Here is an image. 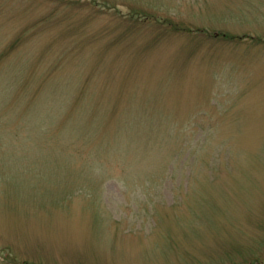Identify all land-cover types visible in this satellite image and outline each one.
Segmentation results:
<instances>
[{
    "label": "rangeland",
    "instance_id": "374dc122",
    "mask_svg": "<svg viewBox=\"0 0 264 264\" xmlns=\"http://www.w3.org/2000/svg\"><path fill=\"white\" fill-rule=\"evenodd\" d=\"M0 264H264V0H0Z\"/></svg>",
    "mask_w": 264,
    "mask_h": 264
},
{
    "label": "trees",
    "instance_id": "16d2710c",
    "mask_svg": "<svg viewBox=\"0 0 264 264\" xmlns=\"http://www.w3.org/2000/svg\"><path fill=\"white\" fill-rule=\"evenodd\" d=\"M125 126L126 133L124 134V137L121 141H123V148L124 151L127 154H130L132 157V160L135 158H139L140 160H152L154 162H164L169 163L171 161L175 160H181L183 158V153L181 152V147L179 150L176 147L177 141L175 139L179 137L177 133H167V132H159V133H153V130L147 131L144 133L145 135H141L138 131L139 127L135 125L134 120H128L126 124L123 123ZM157 134V135H156ZM122 134H118L116 138L120 139V136ZM193 136L184 134L180 135V138L178 141L182 140L183 144H185V140L189 139V145H192ZM211 141L207 143V146L205 149L202 147L205 140V135L201 136L194 144V150H193V156L196 159L201 158L206 152H202L199 154L200 151L206 150V149H212L210 148L214 143H218L219 139H217V136L210 135L208 137ZM192 140V141H191ZM120 141V142H121ZM117 146L114 145V149ZM113 149V150H114ZM99 155H97L98 157ZM176 158V159H175Z\"/></svg>",
    "mask_w": 264,
    "mask_h": 264
}]
</instances>
